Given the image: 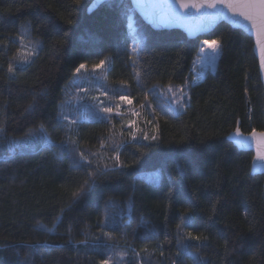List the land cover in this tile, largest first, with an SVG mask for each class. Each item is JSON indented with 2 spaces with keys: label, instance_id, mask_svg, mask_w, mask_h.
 <instances>
[{
  "label": "trees",
  "instance_id": "16d2710c",
  "mask_svg": "<svg viewBox=\"0 0 264 264\" xmlns=\"http://www.w3.org/2000/svg\"><path fill=\"white\" fill-rule=\"evenodd\" d=\"M91 1L0 0V264H264V176L252 174V152L227 139L238 121L243 133L264 131L252 39L225 23L188 39L151 29L130 0L88 14ZM202 40L220 51L215 70L192 84ZM25 44L38 54L17 64ZM100 60L99 85L111 101L127 94L136 120L69 114L75 68ZM169 85L184 86L180 112L159 92ZM69 138L110 167L120 144L124 165L76 200L88 166L77 167ZM189 232L208 239L188 241Z\"/></svg>",
  "mask_w": 264,
  "mask_h": 264
},
{
  "label": "snow or ice",
  "instance_id": "6c2138e0",
  "mask_svg": "<svg viewBox=\"0 0 264 264\" xmlns=\"http://www.w3.org/2000/svg\"><path fill=\"white\" fill-rule=\"evenodd\" d=\"M175 5H178L176 7ZM156 7V6H153ZM159 7H167L169 9V16L176 20V21H181L185 19L191 9H195L196 11H200L201 9L204 8H217V7H225L228 8L233 16H237L242 18L244 21L248 22L250 25L251 29L255 32L256 35V47L259 52L260 56V65L261 69H264V0H174L173 5H168V4H161ZM181 9L183 12H181ZM21 40L23 38L21 37ZM204 45L207 46V48H210L212 52L219 53L220 51V42L217 40H205ZM23 47V45H21ZM38 48V46H37ZM37 48H32V49H26L23 53V59H18L16 60L17 64H30L31 57L35 56L38 54ZM133 53H136L138 55L137 49L134 47L132 49ZM201 53H204V49H201ZM15 59V58H14ZM135 62V61H134ZM106 61L105 60H100L98 64H94L92 66V70L95 71L98 68H101L103 65H105ZM86 70L87 65L84 63L79 64L78 67L75 68V73L80 74L81 70ZM16 71V68L12 63H9L8 65V72L9 74L14 75ZM137 76H139V73H137ZM184 86H181L179 91L181 93V98L186 95L184 93ZM168 90L175 92L177 89L173 88L171 85L168 86ZM247 91V89L245 90ZM91 100L95 101L96 103L92 106L89 107L87 104L81 105L82 110L88 114L89 119L92 120H99L101 122L103 121H111L113 119V113L115 109V115L116 116H121L122 113L120 112V104H116L115 106H110V105H102L103 102L99 101L97 97H91ZM120 101L124 104H132V100L129 99L127 94H121L120 95ZM180 107L183 108L184 104L180 103ZM31 107V105H29ZM141 108L146 107L144 104L140 105ZM98 110H95L97 109ZM100 113H103L104 115L101 116ZM132 115H137L136 112H133ZM70 123H76L75 120L70 121ZM151 123V121H149ZM135 122L134 121H129L128 122V127L132 128L134 126ZM4 128L0 127V132H3ZM121 136H123V132L120 133ZM129 136L133 140L136 139V136L133 132L128 133ZM252 140L255 142L256 146V156L255 159L258 161H264V131L257 132L255 129L252 130L250 133ZM235 137L239 138L237 140L238 143H242L247 137H244V134L241 132L240 128L237 127L235 131ZM144 139H148V136L145 135L143 137ZM70 139V142L74 144L76 147L73 149V151L78 153L79 159L75 162L77 167H82L83 165L88 166V171H87V176L88 179L84 181V187L80 188L79 192L73 193L72 198L73 200L79 199L80 195L86 192L88 188H90L92 185H94L97 181V179L101 176L107 175L109 172H112L115 170L116 167H123L124 165L121 164L120 161V144H116L114 148L115 155H110L108 157L109 160L114 161L113 165L110 167L107 162L101 164L99 161L103 158L102 153H89L86 152V150L80 149L79 144L77 141H73ZM153 140L156 139L155 136L152 137ZM101 148L104 147V142H101ZM95 158V163L94 159ZM243 212L245 217L247 218L249 215H251V210L248 208L247 203L245 202L243 204ZM251 223V222H250ZM179 228L180 226L177 225ZM251 230V229H250ZM103 236L107 237L109 233L103 232ZM98 240L100 239L99 237L97 238ZM184 239L188 241H196L197 243H200L202 241H206L208 238L205 236L201 235H193L191 232L187 233L186 237ZM141 251L147 252V249H142ZM225 252H228L227 249V242L225 246ZM163 253H161L162 255ZM121 259H123V253L119 254ZM136 255H139L137 253ZM177 255H180L178 252ZM112 258L109 257L107 259L102 260L101 264H109L110 260Z\"/></svg>",
  "mask_w": 264,
  "mask_h": 264
},
{
  "label": "water",
  "instance_id": "95a60500",
  "mask_svg": "<svg viewBox=\"0 0 264 264\" xmlns=\"http://www.w3.org/2000/svg\"><path fill=\"white\" fill-rule=\"evenodd\" d=\"M110 1L113 0H92L87 9L88 14L95 12L104 3ZM197 2H199V0H197ZM130 3L133 11L151 29L156 31L179 30L183 32L188 39H197L199 37H202L215 30L216 27L222 23H225L234 29L243 31L248 37L252 39L253 52L258 62L259 76L263 85L264 93V69H261L260 65V56L256 47L255 32L251 29L248 22L244 21L240 17L233 16L232 12L228 8H204L199 12L195 9H191L185 19L176 21L169 16V9L167 7H159V5L161 4L173 5L174 0H130ZM175 6L178 7V5ZM181 12H183L182 9ZM237 127L240 128L239 121L236 128ZM236 128L228 135V141H230L241 151L252 152L253 159L251 162V172L253 175L264 176V161H258L255 159L256 146L255 142L251 138V132L243 133L241 131L244 134V137H247V139H245L242 143H238L237 140L239 138L235 137Z\"/></svg>",
  "mask_w": 264,
  "mask_h": 264
},
{
  "label": "rangeland",
  "instance_id": "374dc122",
  "mask_svg": "<svg viewBox=\"0 0 264 264\" xmlns=\"http://www.w3.org/2000/svg\"><path fill=\"white\" fill-rule=\"evenodd\" d=\"M129 27L131 31H134L135 28H134V21L132 19V16H130L129 18ZM204 41L205 40H202L200 42V49L192 68V74H191L192 84L199 82L201 79L205 77V75L208 72H213L216 67L218 53L214 54L210 48H207V46L204 45L203 43ZM32 48H36V46L32 44H25L23 46L21 59H23L24 51L26 49H32ZM202 48L204 49V53H206V55L201 53ZM101 69L102 68H98L95 71L93 70L85 71L83 74H79L78 77L73 80L68 93L67 105L69 107V114L71 113L74 115L77 114L78 111L84 113L81 105L87 104L89 107H92L96 102L91 100V97H97L99 101L103 102V104L99 106H103V105L115 106L116 104H120L121 106L119 110L122 113V115H127V114L132 115L133 112H136L137 115H132L136 120L139 113L134 109H130L131 104L130 105L124 104L120 101V98L117 97H115V101H111L109 98L110 92H107L106 89L102 88L99 85V77L96 72L101 71ZM175 89H177V91L175 92L169 91L168 88L159 89V92L162 95V97L171 105L172 109L175 112H180L185 108L187 102V96L185 95L183 96V98H181V93L179 91L180 88H175ZM178 101L184 104L183 108L180 107ZM95 110H98V108ZM113 114H115V109ZM69 116L71 117V115ZM69 116H66L68 120H70Z\"/></svg>",
  "mask_w": 264,
  "mask_h": 264
}]
</instances>
